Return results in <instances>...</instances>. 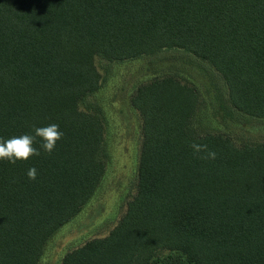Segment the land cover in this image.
<instances>
[{"label": "trees", "instance_id": "1", "mask_svg": "<svg viewBox=\"0 0 264 264\" xmlns=\"http://www.w3.org/2000/svg\"><path fill=\"white\" fill-rule=\"evenodd\" d=\"M167 49L221 75L228 107L220 109L264 119V0H0V138L51 123L64 133L50 155L0 161V264H39L103 181L106 123L88 101L102 83L96 59ZM200 98L174 76L135 90L136 195L106 236L61 264H156L161 252L169 264H264V142L198 133ZM191 143L216 159L193 155Z\"/></svg>", "mask_w": 264, "mask_h": 264}, {"label": "rangeland", "instance_id": "2", "mask_svg": "<svg viewBox=\"0 0 264 264\" xmlns=\"http://www.w3.org/2000/svg\"><path fill=\"white\" fill-rule=\"evenodd\" d=\"M96 64L102 83L88 101L105 118L107 170L101 185L80 213L50 238L39 264H61L67 252L88 240L106 236L122 219L127 204L136 195L141 121L130 101L138 87L156 78L174 76L196 86L200 93L193 118V127L198 133L224 134L237 145L264 142V119L220 109L222 104L228 107L221 75L210 64L182 50H162L119 63L99 58ZM167 256V252H161L156 264H169Z\"/></svg>", "mask_w": 264, "mask_h": 264}, {"label": "clouds", "instance_id": "3", "mask_svg": "<svg viewBox=\"0 0 264 264\" xmlns=\"http://www.w3.org/2000/svg\"><path fill=\"white\" fill-rule=\"evenodd\" d=\"M60 126L51 123L45 127H34V135L24 134L13 136L7 140L0 138V161L16 165L18 162H27L33 156H40L41 152L50 155L64 133L59 130ZM39 143V148L34 145ZM193 155L203 160H215L216 153L208 149L206 144L191 143ZM29 180L34 181L37 177V169L31 167L27 171Z\"/></svg>", "mask_w": 264, "mask_h": 264}]
</instances>
